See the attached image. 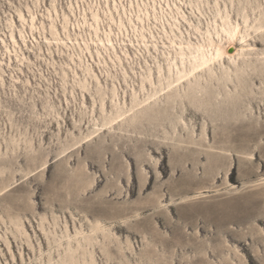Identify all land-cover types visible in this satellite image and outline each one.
I'll use <instances>...</instances> for the list:
<instances>
[{"label": "rangeland", "instance_id": "374dc122", "mask_svg": "<svg viewBox=\"0 0 264 264\" xmlns=\"http://www.w3.org/2000/svg\"><path fill=\"white\" fill-rule=\"evenodd\" d=\"M0 264H264V0H0Z\"/></svg>", "mask_w": 264, "mask_h": 264}, {"label": "bare ground", "instance_id": "6f19581e", "mask_svg": "<svg viewBox=\"0 0 264 264\" xmlns=\"http://www.w3.org/2000/svg\"><path fill=\"white\" fill-rule=\"evenodd\" d=\"M20 17L24 19L22 14H20ZM93 18L95 21L99 20V14L97 10L93 11ZM120 22L122 23V19L120 20ZM224 31L228 35L227 45L218 43L214 39H211L208 46L198 45L193 50L190 49L188 55L186 54V52H184L183 46L180 45L181 49L178 52V55L184 67L183 69H180L175 60L173 62H169V70L172 71L173 67L175 66L177 68V72L175 74L176 76L171 80L168 86L174 83H180L181 81H184L188 77L194 75L197 71L205 70L206 68L211 69V65L217 62H223L226 58L232 60L237 54H239V49L236 47L235 43L240 35V29L238 27H234L232 29H224ZM53 32L56 31L53 29ZM20 33L22 40L26 42V36L23 34L22 31H20ZM10 38L14 44H18L17 36L14 34L13 31L10 34ZM56 41L57 43H59V41L62 40L58 39ZM109 42L113 46V43L111 41ZM3 43L6 44L4 40ZM188 48H190V46H188ZM187 64L189 66H187ZM164 89L165 87H161L160 90L156 89L154 94L144 93L143 98H138L136 93H134L133 94L134 102L130 107L117 108L116 111H114L112 114H110L108 117L104 119L103 123L97 124L94 130L91 131L89 135L84 137V139L91 137L95 133L102 132L110 127H114L115 124H117L118 122L122 121L127 116H129L136 108L141 107L146 103H149L153 99V97L156 94H158V92L160 91L163 92ZM113 107H118V103L116 101L113 102ZM12 142H14V138H12ZM70 249L72 248L70 247Z\"/></svg>", "mask_w": 264, "mask_h": 264}]
</instances>
